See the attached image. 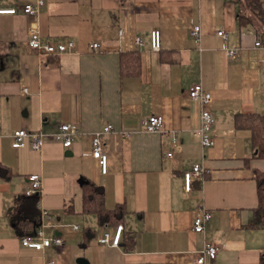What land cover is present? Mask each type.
I'll return each mask as SVG.
<instances>
[{"label": "crops", "instance_id": "crops-1", "mask_svg": "<svg viewBox=\"0 0 264 264\" xmlns=\"http://www.w3.org/2000/svg\"><path fill=\"white\" fill-rule=\"evenodd\" d=\"M258 1L261 21L242 0H46L33 16L21 9L36 0H0L1 8L17 10L0 15V163L12 172L0 179V264H191L204 241L220 246L206 264H260L264 228L252 220L264 159L254 157L250 132L234 125L236 114H264V47L254 45L264 43ZM244 13L251 23H240ZM196 25L199 43L191 34ZM30 27L43 42L74 46L38 54L27 45ZM154 29L158 51L150 48ZM198 83L212 96L208 148L192 133L200 111L188 89ZM150 115L162 117L161 133L145 130ZM62 123L80 128L68 148L49 138L38 151L12 147L15 130ZM106 125L113 130L101 136L103 174L90 137ZM197 163L205 173L186 191L182 174ZM30 175L41 180L35 224L46 209L56 227L45 235L63 240L43 251L22 247L11 221ZM86 183L102 188L106 209L121 206L111 224L84 209ZM203 209L210 221L194 234L193 218ZM118 225L117 246L97 242Z\"/></svg>", "mask_w": 264, "mask_h": 264}, {"label": "built area", "instance_id": "built-area-1", "mask_svg": "<svg viewBox=\"0 0 264 264\" xmlns=\"http://www.w3.org/2000/svg\"><path fill=\"white\" fill-rule=\"evenodd\" d=\"M46 0H36L35 4L23 5L21 11L23 14L33 16L37 13L38 8L45 4ZM17 10L3 9L0 7V15L11 14L14 15ZM122 31H120V34ZM192 37L196 43L200 42L201 31L199 25H196L191 30ZM216 35L225 38L224 31H217ZM137 43L142 44L141 40L137 38ZM28 47L38 54H60L65 51L71 50L74 46L73 42H69L67 45L54 44L50 42H43L37 29L30 27L28 29ZM254 45L256 47H264V43L257 40ZM98 44H92V48L97 49ZM150 48L152 51H158L160 49V33L154 29L150 31ZM233 51H228V55H233ZM27 92V88L22 89ZM188 97L191 101H194L199 106V125L192 133L195 138L198 139L200 145L203 148H208L214 145V137L211 136L212 126L214 119L210 111V103L212 96L207 92L201 84H194L188 89ZM144 128L147 132L161 133L163 131V119L158 115H150L146 118ZM113 130L111 125L104 126L100 131L93 133L90 137L91 142V156L98 162L100 170L103 174L107 172V155L103 151V143L101 136L108 134ZM80 133V128L76 124L62 123L55 127L51 131H39L30 132L25 129H18L11 134L12 147L13 148H25L29 147L31 150L38 151L41 149L45 138L52 139L55 142L60 143L63 147L68 148L71 146L75 136ZM178 141L173 137L170 141L171 148L177 145ZM173 155L172 149L166 151L164 156L171 158ZM205 173L204 167L197 163L190 169L183 172L184 189L190 190L191 183L195 179H201ZM28 187L23 192L24 197H38L41 188V180L39 175L28 176ZM39 205L38 198L36 200V206ZM211 215L206 210H201L192 221L191 231L194 234H200L205 231L206 225L209 223ZM55 218L53 214L46 209H41L39 213V219L35 227L30 233H24L20 235L19 241L22 247L34 249L37 251H43L51 245H60L63 240L56 235H45L46 228H54ZM122 226L118 225L114 233L111 234L108 231H104L101 236L97 238V242L100 244H108L111 246H117L120 240ZM72 230H79L78 225H73ZM220 250V246L208 241H204L202 248L197 252V255L191 264H206L207 260H214L217 253ZM44 264H54L53 261L47 260Z\"/></svg>", "mask_w": 264, "mask_h": 264}, {"label": "trees", "instance_id": "trees-1", "mask_svg": "<svg viewBox=\"0 0 264 264\" xmlns=\"http://www.w3.org/2000/svg\"><path fill=\"white\" fill-rule=\"evenodd\" d=\"M244 7L251 13L262 18V11L258 0H242ZM240 23H251V18L245 13L239 17ZM258 30V29H257ZM234 125L236 129H246L250 132L254 157L264 159V114L260 113H244L236 114L234 117ZM12 172L9 167L0 163V179L10 180ZM256 189L258 205L255 209V216L252 220L253 226L264 228V173H256ZM15 205L14 212L11 216L12 224H14L17 233L22 235L30 233L35 227V217L38 211L35 207L37 197H20ZM83 204L84 209L92 211L99 223H112L117 219L119 209L117 206L114 209H106L104 206V193L100 186L93 183H86L83 186ZM85 242H83L84 244ZM260 264H264V258L260 260Z\"/></svg>", "mask_w": 264, "mask_h": 264}, {"label": "rangeland", "instance_id": "rangeland-1", "mask_svg": "<svg viewBox=\"0 0 264 264\" xmlns=\"http://www.w3.org/2000/svg\"><path fill=\"white\" fill-rule=\"evenodd\" d=\"M45 139H47V138H45ZM45 139H44V140H45Z\"/></svg>", "mask_w": 264, "mask_h": 264}]
</instances>
